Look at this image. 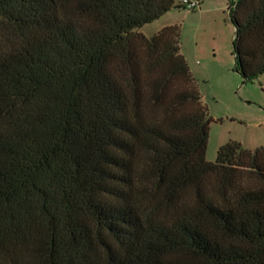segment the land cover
<instances>
[{"label":"trees","instance_id":"16d2710c","mask_svg":"<svg viewBox=\"0 0 264 264\" xmlns=\"http://www.w3.org/2000/svg\"><path fill=\"white\" fill-rule=\"evenodd\" d=\"M264 72V0H230ZM179 0H0V264H264V148L210 123Z\"/></svg>","mask_w":264,"mask_h":264},{"label":"rangeland","instance_id":"374dc122","mask_svg":"<svg viewBox=\"0 0 264 264\" xmlns=\"http://www.w3.org/2000/svg\"><path fill=\"white\" fill-rule=\"evenodd\" d=\"M190 1L198 5L173 8L139 32L152 37L165 26L179 27L181 53L212 117L208 161L231 140L250 150L264 148V72L244 78L236 70L230 0Z\"/></svg>","mask_w":264,"mask_h":264},{"label":"built area","instance_id":"2783aa9c","mask_svg":"<svg viewBox=\"0 0 264 264\" xmlns=\"http://www.w3.org/2000/svg\"><path fill=\"white\" fill-rule=\"evenodd\" d=\"M182 4L185 6V7H189V8H195L198 3L196 1H190V0H181Z\"/></svg>","mask_w":264,"mask_h":264}]
</instances>
